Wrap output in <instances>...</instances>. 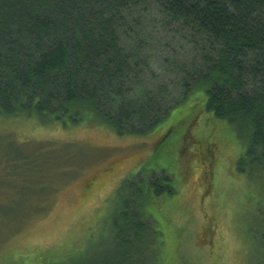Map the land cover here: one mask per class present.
Returning a JSON list of instances; mask_svg holds the SVG:
<instances>
[{
	"label": "trees",
	"instance_id": "16d2710c",
	"mask_svg": "<svg viewBox=\"0 0 264 264\" xmlns=\"http://www.w3.org/2000/svg\"><path fill=\"white\" fill-rule=\"evenodd\" d=\"M149 19L172 29L180 45L171 57L178 61L164 60L167 80L151 88L143 84L146 62L141 67L139 49L131 47L135 40L150 43L143 25ZM186 48L189 58L181 61ZM196 94L204 96L205 113L242 139L236 173L264 194V0H0V120L141 137ZM207 132L211 140L202 145L212 177L218 140L215 126ZM193 144L187 134L183 177L196 160ZM64 149L9 139L0 188H14L20 200L13 207L22 218L24 203L41 197L50 177L65 171L71 160ZM174 194V177L164 170L126 182L116 194L119 208H113L105 248L90 259L83 254L84 264H164V237L149 209L154 199ZM252 230L254 264H264V203Z\"/></svg>",
	"mask_w": 264,
	"mask_h": 264
},
{
	"label": "rangeland",
	"instance_id": "374dc122",
	"mask_svg": "<svg viewBox=\"0 0 264 264\" xmlns=\"http://www.w3.org/2000/svg\"><path fill=\"white\" fill-rule=\"evenodd\" d=\"M143 25L150 29V43L135 40L131 47L139 49L141 67L143 60L147 63L143 84L158 87L171 70L164 60L179 55V39L172 29L165 31L150 19ZM187 49L181 61L188 60ZM204 104L203 94L192 96L141 137L118 136L104 127L65 128L34 120H0V159L10 139L18 144L41 142L65 148V157L71 160L62 174L50 177L41 197L24 203L27 216L23 218L13 207L20 200L14 188H0V206L6 205L0 212V264H84L83 254L93 258L108 242L110 217L120 203L118 189L141 173L158 175L161 170L174 177L175 188L174 195L154 199L149 209L164 237L162 262L254 264L257 253L250 237L264 203L263 189L236 173L244 142L227 122L205 113ZM214 126L218 141L212 150L218 158L210 177L202 140L205 144L211 140L207 130ZM187 134L197 144L191 151L198 150L183 177L180 157ZM4 175L0 163V181Z\"/></svg>",
	"mask_w": 264,
	"mask_h": 264
}]
</instances>
